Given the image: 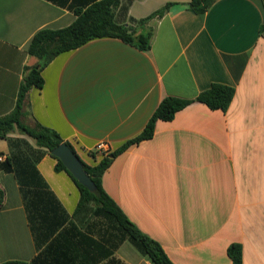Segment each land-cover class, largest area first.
Segmentation results:
<instances>
[{
	"label": "crops",
	"instance_id": "1",
	"mask_svg": "<svg viewBox=\"0 0 264 264\" xmlns=\"http://www.w3.org/2000/svg\"><path fill=\"white\" fill-rule=\"evenodd\" d=\"M99 1L0 0V117L15 108L25 68L39 62L29 54L33 36L71 25L76 9ZM116 2L118 24L153 31L150 49L104 37L60 54L43 87L30 90L26 122L55 130L97 165V144L112 153L139 136L164 98L233 86L226 113L194 102L158 120L153 138L114 158L103 187L174 264H233V243L243 264H264V0H217L204 14L190 0ZM170 2L165 15L139 23ZM0 156L12 164L0 169V264H113L75 214L79 188L51 152L14 131L0 139ZM112 258L152 264L128 241Z\"/></svg>",
	"mask_w": 264,
	"mask_h": 264
},
{
	"label": "trees",
	"instance_id": "2",
	"mask_svg": "<svg viewBox=\"0 0 264 264\" xmlns=\"http://www.w3.org/2000/svg\"><path fill=\"white\" fill-rule=\"evenodd\" d=\"M217 0H190L189 8L196 14H204ZM116 0H102L95 2L86 9H76V20L69 26L61 29L45 28L39 30L32 38L29 54L39 62L36 66H27L20 86L15 108L0 117V139H6L14 131L25 134L35 140L39 147L51 152L62 143H66L81 161L84 170L94 182L96 188L90 191L81 184L66 168L60 159H57L56 171L64 170L76 183L80 191V199L75 214L81 216L85 230L95 232L92 226L103 224V231L97 233L104 245V257L110 258L113 264H124L121 260L112 258L115 251L126 241L130 242L152 264H174L161 243L142 232L125 214L120 206L111 198L103 187V175L111 166L115 157L131 145L153 138L155 125L158 120L171 121L176 113L194 102L207 105L211 110L227 112L235 96V88L222 83H213L200 92L193 99H183L175 96L164 98L145 126L143 132L136 138L129 140L112 153L103 154L97 165L85 163L77 154L74 146L64 140L58 132L35 122L30 125L26 122L28 95L33 87L42 88L43 70L60 54L72 51L87 42L104 37L118 38L139 50H148L151 47L153 31L139 33L136 28L118 24L115 21ZM174 3H167L163 8L141 19L139 23H147L155 17H162ZM95 154L93 153V156ZM0 169L11 171L10 159L0 162ZM5 193L0 188V206L4 202ZM95 221V222H94ZM97 221V222H96ZM104 224L106 226H104ZM101 225V224H100ZM92 239V238H91ZM93 240V239H92ZM95 241V240H94ZM100 244V242H98ZM108 246V247H107ZM228 255L233 264H243V249L239 243H233L228 248ZM6 264H27L25 262H7Z\"/></svg>",
	"mask_w": 264,
	"mask_h": 264
},
{
	"label": "water",
	"instance_id": "3",
	"mask_svg": "<svg viewBox=\"0 0 264 264\" xmlns=\"http://www.w3.org/2000/svg\"><path fill=\"white\" fill-rule=\"evenodd\" d=\"M51 154L60 159L81 184L85 185L90 191L95 190L96 186L94 182L84 170L81 161L66 143L57 146L51 151Z\"/></svg>",
	"mask_w": 264,
	"mask_h": 264
},
{
	"label": "built area",
	"instance_id": "4",
	"mask_svg": "<svg viewBox=\"0 0 264 264\" xmlns=\"http://www.w3.org/2000/svg\"><path fill=\"white\" fill-rule=\"evenodd\" d=\"M96 149L98 152L102 153V154H108L109 152V146L107 143L105 142H100L99 144H97ZM5 158L3 156H0V161H4Z\"/></svg>",
	"mask_w": 264,
	"mask_h": 264
},
{
	"label": "rangeland",
	"instance_id": "5",
	"mask_svg": "<svg viewBox=\"0 0 264 264\" xmlns=\"http://www.w3.org/2000/svg\"><path fill=\"white\" fill-rule=\"evenodd\" d=\"M95 222V221H94ZM97 222V221H96ZM100 223H98L99 225H96V226H92V228H93V230H95V232H98L99 230H100V232H102L103 231V224H102V222L101 221H99ZM101 224V225H100ZM104 226H106L105 224H104Z\"/></svg>",
	"mask_w": 264,
	"mask_h": 264
}]
</instances>
